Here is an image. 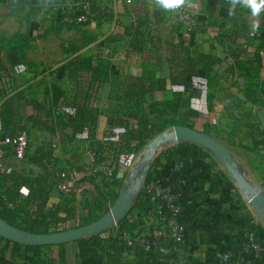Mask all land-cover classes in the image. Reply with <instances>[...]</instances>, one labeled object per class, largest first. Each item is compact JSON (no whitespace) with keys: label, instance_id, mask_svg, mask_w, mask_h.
Returning a JSON list of instances; mask_svg holds the SVG:
<instances>
[{"label":"trees","instance_id":"1","mask_svg":"<svg viewBox=\"0 0 264 264\" xmlns=\"http://www.w3.org/2000/svg\"><path fill=\"white\" fill-rule=\"evenodd\" d=\"M65 1L68 0L56 2ZM86 1L90 3L91 10L89 19L84 22L65 21V14L54 13L52 10H47L44 13L45 15H56L59 18L47 29L48 31L58 35L65 30L75 33L65 42L71 52H77L97 42L101 33L90 28L92 22L101 26L105 21L112 19L110 12L98 0ZM225 1L227 5H231L232 0ZM5 3L9 6L16 4L14 0H5ZM42 4H39L40 10ZM171 14L172 11L169 13L170 18ZM244 15V8L238 6L235 15L232 16L237 18ZM122 17L126 20L124 21ZM261 18L263 26L257 30V35L251 37L250 35L245 37L246 34L253 35L251 27L246 22L236 25L230 33L231 37L233 36L231 39L235 41V48L229 45L227 50H223L221 43L210 41L205 37L207 33L206 15L197 14L195 27L190 31L188 38L181 36L183 26L177 21L173 31L178 33L179 38L174 39L171 43L172 51L167 59L169 75L159 76L158 69H147L143 75L132 77L114 87L110 93L113 107L109 108L105 114L101 108L93 107L90 103L97 84L107 76L105 65L98 52L108 48L110 52L115 53L119 40L125 36L129 38V50L143 51L149 38L153 35L151 31L146 32L143 29L145 25L151 23V16L146 15L141 18L134 13L125 16L119 15L117 29L98 43L97 52L88 50L63 64L60 69L63 70L65 76L75 81L77 90L82 84L83 75H92V81L86 89L85 96L82 94L84 87L82 88L83 92L78 94L73 91L68 93L61 85L54 84L52 87L53 98L48 108L49 111L55 110L59 113L60 123L72 127L73 132L69 135L70 137L88 138L89 149L94 156L92 167H99L90 177H95L101 183V188L104 191H97L92 199L86 198L83 201L85 211L79 215L76 212L77 207L73 204L75 198L71 197L70 193L67 194V192L59 190L63 201L51 202L52 192L58 188L61 178L56 171L50 170L51 167L44 162V157H34L29 154L31 145L29 129L25 123L22 126H17L16 118L19 116V106L25 96L22 91L16 93L13 91L12 79L22 70L40 69V65L30 59L27 54L32 37L22 32L9 36L1 35L0 135L2 137L16 136L22 131H27L30 139L29 145L24 157L19 160L27 159L31 163H38L39 160L44 170L28 173L7 164L6 159L16 158L15 153L8 149L3 161H0V216L13 226L34 233L58 232L76 228L102 217L109 210L108 200L113 201L118 196V193L111 195V186H123L119 176L121 164L130 166L135 156L150 141L173 126L184 125L194 128L192 118L197 117L199 112L191 107L190 101L193 96H197V82L207 86V97L210 102L219 91L225 90L219 85L218 78H224V73L227 74L230 78V87L237 89V92L225 97V109L233 122H241L248 117L249 113L245 109L247 103L264 106V15ZM243 36L245 39H241ZM257 39L259 42L256 41ZM207 43L210 46L209 51L205 49ZM251 47L255 49L251 51ZM215 49H217L216 53ZM228 60L231 61V64L221 72L219 68ZM46 71V68L40 69L41 73ZM239 77L244 78L243 84L239 82ZM169 81L172 86L184 88L181 91H174L172 99L166 97L170 87ZM101 115L106 116L110 132V136L104 139L96 137V128ZM245 126L248 128L249 137L254 141V146L249 150L256 151L264 147V129L247 120ZM184 148L185 150H183ZM188 150L195 154L196 159L207 155L202 146L185 142L179 148L164 151L161 156L169 157L174 153L179 160L189 161L191 157L185 155ZM160 158L156 160L147 177L146 184L160 176L157 175L158 171L156 170L161 162ZM102 167H109L112 172L110 173ZM84 171L86 170L81 172ZM223 179L225 178L223 177ZM233 188L238 193L236 187L233 186ZM151 205V193L147 187H144L134 204V209L139 207L150 209ZM181 205L185 215L191 214L192 208H189L191 205H185L182 201ZM225 208L239 224L221 219L218 227L219 229L220 226L222 229L226 228L230 232H238L239 243L234 249L235 253L241 258L243 264H264V226L257 224L253 215L247 212L246 203H242L237 208ZM137 227V222H129L127 218L120 220L116 228L117 233H110L106 238H103V234H97L81 240L79 256L83 260L89 258L99 260L106 248L102 239L117 244L120 239L124 238L125 233L131 236L141 233L139 230L134 232ZM248 232H253L256 235L262 245L260 251L246 249L248 244L246 233ZM1 241L9 242V240L0 236V257L4 262L5 245ZM135 243L130 246L126 242L127 247L136 253L135 264H169L170 257L160 259L157 247L145 251ZM15 245L20 246L17 243ZM26 251L34 252L36 262L51 263L44 252V246L26 245ZM109 264L123 263L118 256H109Z\"/></svg>","mask_w":264,"mask_h":264},{"label":"crops","instance_id":"2","mask_svg":"<svg viewBox=\"0 0 264 264\" xmlns=\"http://www.w3.org/2000/svg\"><path fill=\"white\" fill-rule=\"evenodd\" d=\"M14 1L16 4L9 6L5 3V0H0V36H9L17 32L31 35L32 40L27 50L28 57L39 64L40 69H47L43 73L40 72V69H25L12 79L13 91L15 93L22 91L25 96L19 106V116L16 121L17 126H22L25 123L31 134L29 154L34 157H44V162L51 167L50 170L56 171L58 174L63 170H88L94 162L93 153L89 149L90 141L88 138L70 137L69 135L73 132L72 127L60 123L59 113L55 110L49 111L48 108L53 98L52 87L54 84L61 85L68 93L73 91L81 94L84 87L82 94L85 96L86 89L92 81V75L84 74L82 84L77 90L75 81L65 76L60 68L69 59L88 50L97 52L98 43L117 29L116 24L119 15L125 16L134 13L141 18L146 15L151 16V23L145 25L143 29L146 32L151 31L153 35L149 38L143 51L129 50V38L125 36L119 40L115 53L110 52L108 48L98 52L105 65L107 76L97 84L90 103L93 107L101 108L105 114L109 108L113 107L110 93L114 87L121 85L132 77L143 75L147 69H158L159 76L169 75L167 59L172 51V41L179 38L178 33L176 34L173 31L178 22L170 18L169 13L172 10L160 8L156 0H131V2H127V0H98L110 12L112 19L105 21L101 26L95 22V24H91V29L101 33L97 42L77 52H71L65 42L73 37L75 33L65 30L58 35L47 30L59 18L56 15H45L41 12L39 4L45 0ZM183 5L197 14L206 15L207 33L205 37L210 41L221 43L223 50H227L229 45L235 48V41L231 39L233 36L231 37L230 33L239 23L246 22L251 27V24L259 19V28L263 26L261 16L264 15V9H262L259 17H253L250 9L244 8L245 15L235 18V16L229 15L230 6L227 5L225 0H184ZM122 19L126 20L123 17ZM257 34L256 31L253 35L246 34L245 37ZM245 37L243 36L241 39H245ZM49 39H56L60 42L59 47L63 55L53 63L45 62L38 57V52L41 54L42 51L40 45ZM256 41L259 42V39ZM205 49L210 50L208 43L205 45ZM250 49L252 51L255 48L251 47ZM214 52L216 53L217 49ZM114 54L119 55V58L115 59ZM229 64H231L230 60L219 68L220 71L226 70ZM224 75V78H218V83L225 90L219 91L210 102L207 97V86L197 82V96L191 98L190 104L192 108L199 112L197 117L192 118L194 128L213 137L227 147L235 162L234 174L209 149L204 147L207 155L199 159H196L195 154L189 150L185 154L186 157H191L189 161L179 160L174 153L169 157L161 156L164 151L179 148L185 143L184 141L170 139L164 140L157 147L158 156L151 161L144 183L140 179L145 167L144 164H141V161L147 155V146L135 156L130 166L120 165L119 176L122 179L123 186H111V195L118 193V196L113 201L108 200L107 206L109 209L117 202L123 187L129 186L133 182H136L139 186V192L134 201L135 204L143 188L146 187L147 177L156 160L161 157V162L156 167L157 175L163 176L169 186L179 195L180 200L185 205H191L189 208H192L191 214L185 215L189 232L184 243L176 245L168 237L161 239L159 242L157 250L159 258L162 260L176 256L185 258L187 260L185 264H243L241 258L234 251L239 243L238 232H230L226 228L222 229L220 226L219 229L218 227L221 219L236 223L225 207L237 208L242 203H246L248 206L247 212L253 215L257 224L264 226L254 207L249 203L250 197H253L256 193L261 194L264 199V147L256 151L249 150L254 146V141L249 137L248 128L245 126L247 120L264 129V106L247 103L245 109L249 113L248 117L241 122H233L225 109V97L237 92V89L230 87V78L226 73ZM241 78L243 77H239L238 80L243 84L244 81H241ZM179 90H184V88L170 85L166 97L172 99L174 91ZM108 127L106 116L101 115L96 128V137H101V139L109 137ZM159 135L154 139L158 138ZM5 162L28 173L44 170L39 160L38 163H31L27 159L19 160L13 157L6 159ZM139 166L141 171L138 176H135ZM233 186L236 187L238 193H236ZM97 191L102 192L104 190L101 188V183L91 176L76 182L72 189L67 192L75 198L73 204L77 207L76 212L78 215L85 211L83 201L86 198L92 199ZM59 192L58 188L53 190L52 203L63 201ZM134 204L124 218H127L129 222H137L138 227L134 232L139 230L148 236L153 235L155 231L154 224L158 221V217L154 215L151 219L149 208L139 207L134 209ZM219 204H222V206ZM117 224L99 234H103V238H106L110 233H117ZM83 239L44 246V252L51 261L50 264H109V256H118L123 264L136 263V253L127 247L131 244L125 236L117 244L102 239V243L106 248L99 260L90 258L83 260L79 256L80 241ZM1 242L5 245V257L4 262L0 257V264H46L42 261L36 262V255L34 252L28 253L26 245L17 243L20 244L17 247L16 242L11 240ZM135 244L139 245L138 242ZM228 251H232V257L225 259V254Z\"/></svg>","mask_w":264,"mask_h":264},{"label":"built area","instance_id":"3","mask_svg":"<svg viewBox=\"0 0 264 264\" xmlns=\"http://www.w3.org/2000/svg\"><path fill=\"white\" fill-rule=\"evenodd\" d=\"M131 2V0H127ZM47 10H52L54 13L65 14L64 20L68 22H84L89 19L90 16V3L86 0L78 1H65L56 2L45 0L42 4L41 12L44 14ZM171 18L175 21H179L183 26L181 36L188 38L190 31L195 27L197 21V13L185 5L172 10ZM91 24H95L92 22ZM115 59L119 58V55L113 56ZM244 81L243 78L240 79ZM29 134L27 131H22L16 136L6 135L2 137L0 135V161H2L8 151L11 149L15 153L17 159H22L25 155L27 147L29 145ZM99 167H92L84 172L79 170L61 171L59 176L61 178L58 183V189L60 191L69 192L76 182H80L83 179L90 177L95 173ZM102 169L108 170L110 173L112 169L109 167H102ZM147 189L151 193V202L149 217L155 215L158 217V221L154 224L155 231L153 235L148 236L144 233H139L136 236H131L125 233V237L129 239V243L133 244L134 241L145 250L149 251L154 247H158L162 238L169 237L174 241L176 245H181L187 239L188 229L187 220L181 205L180 197L174 191L163 176H157L154 180L146 184ZM248 244L247 250L260 251L262 249L261 243H259L256 235L253 232L246 233ZM232 252L228 251L225 254V259L231 258ZM169 264H185L187 260L185 258H178L171 256L169 258Z\"/></svg>","mask_w":264,"mask_h":264},{"label":"water","instance_id":"4","mask_svg":"<svg viewBox=\"0 0 264 264\" xmlns=\"http://www.w3.org/2000/svg\"><path fill=\"white\" fill-rule=\"evenodd\" d=\"M170 139L196 143L209 149L225 167L233 174L235 173L234 159L224 144L194 128L176 125L162 132L158 138L147 145V155L141 161V164L145 165L144 171L140 176L142 183L145 182L146 173L150 168L151 161L158 156L157 147L164 140ZM138 192L139 186L136 182H133L131 185L123 187L117 202L102 217L88 224L58 232L34 233L26 231L11 225L0 216V236L29 246H49L94 236L123 219L132 209ZM249 203L254 207L256 213L264 223V199L261 194L256 193L253 197H250Z\"/></svg>","mask_w":264,"mask_h":264},{"label":"clouds","instance_id":"5","mask_svg":"<svg viewBox=\"0 0 264 264\" xmlns=\"http://www.w3.org/2000/svg\"><path fill=\"white\" fill-rule=\"evenodd\" d=\"M184 0H156L158 6L164 10H174L183 4ZM250 9L253 17H259L264 9V0H232L229 15H235L237 7ZM260 26L259 19L251 24V33H255ZM22 191H24L22 189Z\"/></svg>","mask_w":264,"mask_h":264},{"label":"rangeland","instance_id":"6","mask_svg":"<svg viewBox=\"0 0 264 264\" xmlns=\"http://www.w3.org/2000/svg\"><path fill=\"white\" fill-rule=\"evenodd\" d=\"M60 42L56 39H49L46 42H42L40 45L41 54L38 52V57L40 60H44L45 62L53 63L59 60L63 55L61 54V49L59 47ZM142 167V166H141ZM138 172L135 176H138L140 173V166L138 168ZM261 219V218H260ZM262 220V219H261Z\"/></svg>","mask_w":264,"mask_h":264}]
</instances>
